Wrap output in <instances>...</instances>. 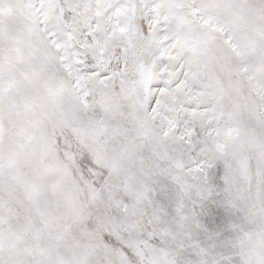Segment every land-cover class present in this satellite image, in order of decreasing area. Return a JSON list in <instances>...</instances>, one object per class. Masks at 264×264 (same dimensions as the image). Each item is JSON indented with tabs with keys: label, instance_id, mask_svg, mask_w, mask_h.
Returning a JSON list of instances; mask_svg holds the SVG:
<instances>
[{
	"label": "snow or ice",
	"instance_id": "6c2138e0",
	"mask_svg": "<svg viewBox=\"0 0 264 264\" xmlns=\"http://www.w3.org/2000/svg\"><path fill=\"white\" fill-rule=\"evenodd\" d=\"M0 264H264V0H0Z\"/></svg>",
	"mask_w": 264,
	"mask_h": 264
}]
</instances>
